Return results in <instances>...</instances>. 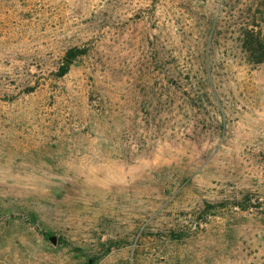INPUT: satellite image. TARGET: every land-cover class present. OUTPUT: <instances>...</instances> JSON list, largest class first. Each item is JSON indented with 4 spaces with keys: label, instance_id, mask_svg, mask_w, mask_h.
<instances>
[{
    "label": "rangeland",
    "instance_id": "obj_1",
    "mask_svg": "<svg viewBox=\"0 0 264 264\" xmlns=\"http://www.w3.org/2000/svg\"><path fill=\"white\" fill-rule=\"evenodd\" d=\"M245 26L264 0H0V264H264Z\"/></svg>",
    "mask_w": 264,
    "mask_h": 264
},
{
    "label": "trees",
    "instance_id": "obj_2",
    "mask_svg": "<svg viewBox=\"0 0 264 264\" xmlns=\"http://www.w3.org/2000/svg\"><path fill=\"white\" fill-rule=\"evenodd\" d=\"M238 43L246 59L251 63H261L264 61V40L260 35V30H253L250 26L242 27L238 36ZM84 49L78 48L68 52L69 59H73L77 54H83ZM65 72L63 65L60 75Z\"/></svg>",
    "mask_w": 264,
    "mask_h": 264
},
{
    "label": "water",
    "instance_id": "obj_3",
    "mask_svg": "<svg viewBox=\"0 0 264 264\" xmlns=\"http://www.w3.org/2000/svg\"><path fill=\"white\" fill-rule=\"evenodd\" d=\"M51 240H52L53 242H55V237H51Z\"/></svg>",
    "mask_w": 264,
    "mask_h": 264
}]
</instances>
